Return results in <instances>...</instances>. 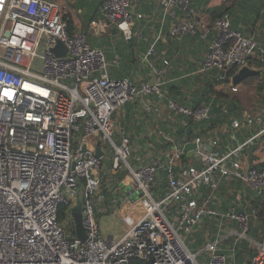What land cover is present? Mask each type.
I'll return each instance as SVG.
<instances>
[{
	"label": "built area",
	"instance_id": "2783aa9c",
	"mask_svg": "<svg viewBox=\"0 0 264 264\" xmlns=\"http://www.w3.org/2000/svg\"><path fill=\"white\" fill-rule=\"evenodd\" d=\"M100 13L106 22L91 24L97 35L111 28L131 39L135 20L158 30L133 77H114L104 50L92 46L86 32L71 31L54 0H0V264H239L237 249L245 241L254 250L245 264H264V235L251 234L259 207L247 191L263 193L264 167L246 152L264 137V120L253 112L232 115L191 141L168 133L167 117L157 120L163 109L183 116L185 126L190 120L210 126L213 101L197 107L178 101L168 89L171 61H161L156 44H182L187 36L207 42L193 73L217 72L215 88L233 66L264 64V46L235 28L228 13L210 20L192 0H100ZM15 38L30 43L28 61L15 60L21 49ZM57 39L66 44L67 56L51 51ZM130 102L136 119L154 118L139 146L126 128L119 142L113 139L119 110ZM223 111L229 114L226 104ZM246 128L254 133L242 141L238 134ZM103 140L112 144V165L123 166L121 175L107 177L103 170ZM190 142L196 147L182 161ZM99 143L102 156L96 155ZM163 183L156 199L153 191ZM222 186L225 201L219 198ZM120 188L125 195L116 198ZM78 192L85 240L67 230ZM106 201L114 202V211L138 203L144 213L130 220L131 211H125L129 221L123 233L108 234L97 220V209L109 207ZM61 204L72 206L64 222L58 217Z\"/></svg>",
	"mask_w": 264,
	"mask_h": 264
},
{
	"label": "rangeland",
	"instance_id": "374dc122",
	"mask_svg": "<svg viewBox=\"0 0 264 264\" xmlns=\"http://www.w3.org/2000/svg\"><path fill=\"white\" fill-rule=\"evenodd\" d=\"M55 2L58 3L59 9H60V14L62 16H68L70 15L71 18L73 19L74 26L77 30L84 31L87 34L88 41L91 43L92 46H98L102 48L106 54L107 61L109 63V71L111 74L115 77H132L133 75L136 74V72H140V69L142 70V60L144 58V55L147 51V49L150 47L156 36L158 35V30L154 31V29L150 28L146 23L145 25L143 24L144 20L138 21L135 20L134 26L132 27V32H133V37L131 39L126 38L121 30H117V33L114 34V30L111 28H106V30L101 31L100 35H97L92 28L91 24L93 20H102L103 22H106V18L100 13L98 10V0H54ZM231 1V0H230ZM251 1V0H250ZM261 1L264 0H256V1H251L250 7L247 6V8L244 9L243 13L247 14L250 20L252 22L256 23V27L259 24V26L256 28L257 35L260 33L264 34V9L261 8ZM143 11L145 13V18L147 17L148 14V8L145 5L143 8ZM257 16L261 17V21L258 22ZM69 17V16H68ZM232 23L233 25L236 23L235 15L234 12L232 11ZM247 24H249V21H245ZM251 22V23H252ZM145 26L147 27L145 29ZM251 29H254L253 26H251ZM113 30V31H112ZM245 29L243 30V32ZM140 33H143V37H140ZM259 38V36H257ZM256 37V39H258ZM16 44H18L21 49L18 50L15 60L17 61H28L30 58V53H29V48H30V43L23 42L22 38L14 39ZM199 43V42H196ZM202 43V42H201ZM14 45V44H13ZM162 45V46H161ZM175 47L179 46V43L176 42V44H173ZM161 47H165V44L163 41H160L156 44V49L160 51L159 56L161 58L168 57L165 53H163L161 50H163ZM43 49H39V53H42ZM182 59V57H180ZM189 58V56H188ZM118 60L119 65L117 66L115 64V61ZM186 62L188 63L187 67L190 69L191 73L194 71L196 72L200 68V64L198 61L194 62L191 64V61L189 59H186ZM182 63V62H181ZM257 65H262L263 69L261 73V77H264V64L259 63ZM135 73V74H134ZM217 72H209L205 74L204 76L201 75H195L193 73L191 77H188L190 79H187L185 82L183 81L185 77H182L178 79L179 84H185L188 86L190 91H196L199 93V95H208L212 93H208L206 88L203 87L207 82L212 83V81L215 79ZM259 79V78H258ZM258 79H253L250 78L246 80L245 82H242L238 85H227L225 84V89L224 92L225 94L229 95L228 98L230 100L232 99L233 96L236 97V103L234 105H230V100H221L220 102L226 103L228 105L229 111L231 112L232 115L238 116L239 118H243L242 115L246 111L253 112L258 119V121L264 120V117L262 116H257L259 113H261L260 110H257V106L253 104L254 96H253V89H251V85L255 84L258 82ZM170 91V90H169ZM171 93V91H170ZM190 93V98L191 101L196 100L197 95H195L192 92ZM240 98V99H238ZM263 98H259V101L262 102ZM241 100V101H240ZM182 103V102H181ZM184 105H188V103H182ZM263 106V102H262ZM251 107V109H250ZM120 114H118V121L116 125V132L113 135V139L115 141H120V131L122 128H126L128 131V136L134 141V144L139 146L144 144V139L141 136L142 132H149L151 129V126H145L142 123V116L140 115L139 119L135 118V108L133 104L130 102L127 105L123 106L120 108ZM230 114V116H232ZM167 117L168 123L170 125V128H167V132L170 134H176V130L180 129V127L183 125L182 119L184 118L183 116L177 117L171 113V115L168 114L167 111L163 109L162 113V118ZM174 117L171 119V117ZM131 119H130V118ZM134 118V120H133ZM146 121V120H145ZM229 120L223 119V121H217L216 126L220 127L221 125L224 124V122L228 123ZM194 125L196 123L194 122ZM201 127L207 126L209 127L208 124L203 125L200 124ZM179 126V128H178ZM259 124L256 125L253 129H258ZM246 131L249 129L246 128ZM119 133V134H118ZM240 133L238 134V138L240 137ZM157 138L156 132L152 135L149 136V139L152 141H155ZM103 146L105 147V152H104V157H103V170L106 171L107 177H110L111 174L114 175H121L124 170L123 166H121L120 170H115V168L112 165V156L114 154V148L112 144L109 141L103 140ZM141 152L142 149H140ZM132 160V157L130 158ZM103 172V171H102ZM164 188V183L162 186L157 188L156 190L153 191V195L155 196L156 199H160V191ZM247 191L249 195L253 197H259L256 196V193L250 191L247 188ZM124 190L122 188L119 189L118 194L116 195V198L124 196ZM80 192H78L76 198L73 200L74 203L77 204H82V200L80 197ZM262 201H264V194L260 197ZM258 199V200H260ZM144 206L145 209L148 208V198L144 197L143 201L141 202ZM106 205H109V207L105 208V205L103 204L101 207V212L97 209V220L102 226V229L105 233L111 234L112 232V226H116V230L118 234L123 233L125 226L127 225L128 220V215L129 213L125 212L130 210L132 215L137 212L136 217L140 213H144L142 211L141 207L138 206L139 204L136 203L130 204L129 207H115V211L112 210L111 214H108L105 212L106 209L114 207V202L109 204L106 201ZM113 209V208H112ZM102 213V214H101ZM127 213V214H126ZM193 237L188 238V242L191 243ZM194 247V251L198 252V248H195V245H192ZM203 255H199V258H202Z\"/></svg>",
	"mask_w": 264,
	"mask_h": 264
},
{
	"label": "trees",
	"instance_id": "16d2710c",
	"mask_svg": "<svg viewBox=\"0 0 264 264\" xmlns=\"http://www.w3.org/2000/svg\"><path fill=\"white\" fill-rule=\"evenodd\" d=\"M251 1H253V0H251ZM262 6H264V1H261V8H262ZM205 12L209 15L210 20H214L215 18H217L218 16H220V15H222L224 13V12H221L220 10H218V9H211V8L208 9V10H206ZM148 15H149V12H148ZM69 24H70L69 25L70 30L71 31L74 30L75 29V26H74V23H73L72 20H69ZM235 28H239V27L236 26ZM239 29H241V28H239ZM170 41L176 44V41L169 40V42ZM169 42L167 44L164 43L165 44V47H161L163 49L161 51L163 53H165L168 56L166 58L171 61V66L169 67L168 72L166 74V77L167 78H169V75H168L169 73H171L172 71H175V69L173 68V63H172V58L174 56V52L173 51L180 50V48L182 47L181 46L182 44H179L178 47H175L173 45V43H170L169 44ZM157 53L158 54L160 53L159 49L157 50ZM178 60H181V59H178ZM140 71H141V69H140ZM238 71H239V67L238 66H233L225 74V79H223L219 83H225V84L229 85L230 82H231L230 78L233 77ZM190 73H191V71H189V70H183L182 69L181 72L179 73L182 76L177 77L176 79L172 78L173 81H171L168 84V89L171 91V94H173V96L178 101H180L182 103H186V104L188 103V105H192L193 107H197L198 105H200L204 101L210 102V100H212L213 101V103H212V107H213L212 108L213 118H212V120L210 122L211 125L209 127H207L206 129H204L202 127V130L201 131L199 129L200 128V124L196 123V125H194V122L192 120L188 121V125L187 126L182 125V128L179 129L176 132V134H175L178 137V139L181 140V141H183V139L191 141L199 133L205 132L206 130H209V129H212V128L213 129L218 128V126H216V124H215V123H217V121H220L221 122V121H223V119L229 120L230 117H231L230 116V114H231L230 111H229V114H227V113H225L223 111V106L226 103L224 104V103L220 102L221 100L230 99V98H228L229 95L225 94L223 88H220V87L215 88L212 83L207 82V84H205V86H203V87L206 88V90H207L208 93H212V94H211V96H210V94H208V95H205L204 94V96H203V95H199V93L196 92V91H194V90L193 91H190V89L188 88L187 85H185V84H182L181 85V84L178 83V79H180L182 77L187 76V77L184 78V80H183L184 82L187 79H190V78H188V77H191ZM261 76L262 75L259 74L257 76L250 77V78H253V79H258L259 78L258 79V83H261V88H262L263 85H264V77H261ZM117 78H122V77H117ZM250 78H247L246 80H248ZM246 80H244L243 82H245ZM189 92L194 93L199 98H197L194 101L193 100L191 101L190 93ZM213 95H215V97H213ZM234 103H236V97L235 96H233L232 99L230 100V105H234ZM227 107H228V105H227ZM228 110H229V108H228ZM149 121H153L154 122V118L153 117H149ZM224 123H226V122H224ZM206 124H208V123H203V125H206ZM188 159H189V152H186L183 155V157H182V161H187ZM258 167H264V162L262 164H260ZM225 189H226L225 186H222L221 187V191H223V193H221V195L219 197L220 200H223V201L226 200L225 199V197H226ZM104 192H107V191L104 190ZM263 194H264V191H263V193L261 195H259V197L252 198L254 204H256L259 207V217H258V219H257L256 222H254V221L252 222L251 234L255 238H260V237H262L264 235V201H262L260 199V197ZM258 199H260V200H258ZM71 208H72L71 204H61L60 205L59 214H58V217H59V221L60 222H64V221L67 220L68 215H69V211H70ZM112 208H114V207H112ZM112 208H108L105 212H107L108 214H111L112 210H114ZM141 214L142 213H140L137 217H139ZM136 215H137V212L134 213L132 216H129V217H132L130 220L135 219L136 218ZM67 230H71L72 233L74 235H76L75 223L74 222H70L69 224H67ZM112 230L113 231L116 230V226L115 225L112 226ZM203 240H204V232L198 233V241L202 242ZM237 250H238V262H239V264H245L246 261H247V259L249 257H251V256L254 255V250H253L252 247H250V245H249V243L247 241L242 242L241 245H240V247H238ZM136 263L138 264V261Z\"/></svg>",
	"mask_w": 264,
	"mask_h": 264
},
{
	"label": "crops",
	"instance_id": "0c3cea01",
	"mask_svg": "<svg viewBox=\"0 0 264 264\" xmlns=\"http://www.w3.org/2000/svg\"><path fill=\"white\" fill-rule=\"evenodd\" d=\"M192 1H193V5H195L196 7L203 8V12H205L206 10L210 8L218 9L221 12L228 13L232 18V11H233L235 15V19H236V23L234 24V27L237 26L241 28L242 30L245 29L244 33L246 35L254 36V37L259 36V38L257 37L258 41L261 45L264 46V34L260 33L259 35H257V31H256V28L259 26V24L256 27V23L252 22V20L249 19L247 14L243 13L244 9L247 8V6L250 7V3H251L250 0H231V1L230 0H192ZM262 9H264V6H262ZM98 10L100 11V0H98ZM68 16L65 15V17L68 20L73 21L71 16L70 15ZM257 20L259 22L262 19L261 17L257 16ZM156 21L157 20L155 19L153 23H156ZM245 21L247 22L249 21V24H247ZM251 26H253L254 29H251ZM168 42H165V44H167ZM170 43H173V42L170 41L169 44ZM181 46L182 47L180 48V50L173 51L174 56L172 58V63H173V68L175 69V71H172L171 73L168 74L170 79L172 78L176 79L177 77L182 76L179 74L182 69L190 71V69L187 67L188 63L186 62V59H189L191 61V64L196 61H198L199 63H202L205 57V54L207 52V42L196 43L194 39L190 36H187L185 38ZM180 57H182V59ZM178 59H181V60H178ZM252 68L263 69V66L256 65L255 67H252ZM225 86L226 85L222 83L220 85V88L225 89ZM251 89H253V96H254L253 104L257 106V110H260L261 112L264 111V85L261 88V83L257 82L251 85ZM259 98L260 99L263 98L262 99L263 106H262V102L259 101ZM227 100H230V99H227ZM246 112H250V111H246ZM163 119L164 118H162V116L157 117L158 123H162ZM148 120H149L148 118L147 119L143 118V120L141 121L145 126L150 125L152 127L154 125L153 122L148 121ZM248 129H249L248 131H246L245 129L242 131L243 133L240 134L241 136L239 137L240 140L244 141L245 139L252 136V134L254 133V130L251 128H248ZM246 152L251 162L255 163L258 166L262 164L264 162V137L257 139L254 142V144L251 145L246 150Z\"/></svg>",
	"mask_w": 264,
	"mask_h": 264
},
{
	"label": "water",
	"instance_id": "95a60500",
	"mask_svg": "<svg viewBox=\"0 0 264 264\" xmlns=\"http://www.w3.org/2000/svg\"><path fill=\"white\" fill-rule=\"evenodd\" d=\"M116 33H117V30H114V34H116ZM50 49L56 56H59V57L67 56L68 52H69L66 44L61 39H57L55 42V45L52 46ZM261 73H262L261 69H255V68H252L249 66H244V67L240 68L239 71L232 77V83H233V85H238V84L242 83L244 80H246L247 78L257 76ZM195 147H196L195 142L187 143L184 147V151L188 152V151L194 149ZM83 149H85V147H83ZM96 155L102 156L100 143L97 145ZM72 215H73L74 223L76 226L77 235L79 237H81L83 240H85L87 238V234H86V230H85V227L83 225V222H82V206H81V204H77V205L73 206Z\"/></svg>",
	"mask_w": 264,
	"mask_h": 264
}]
</instances>
